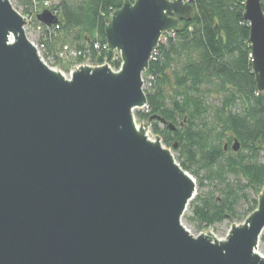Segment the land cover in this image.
I'll list each match as a JSON object with an SVG mask.
<instances>
[{"label":"water","instance_id":"obj_1","mask_svg":"<svg viewBox=\"0 0 264 264\" xmlns=\"http://www.w3.org/2000/svg\"><path fill=\"white\" fill-rule=\"evenodd\" d=\"M193 13L186 0H124L104 28L119 68L81 64L66 76L0 0V264H264V184L256 208L223 238L194 235L182 218L195 179L148 136V123H136L162 35ZM36 20L57 21L49 9ZM243 21L264 95L261 0H244Z\"/></svg>","mask_w":264,"mask_h":264},{"label":"trees","instance_id":"obj_2","mask_svg":"<svg viewBox=\"0 0 264 264\" xmlns=\"http://www.w3.org/2000/svg\"><path fill=\"white\" fill-rule=\"evenodd\" d=\"M186 1L193 16L162 35L143 75L146 107L134 113L151 123L195 179L198 193L188 205V219L208 228L242 221L257 206L264 184V95L251 69L244 0ZM20 2L33 17L44 59L60 68L85 60L119 68L120 57L108 49L104 28L124 0ZM261 5L264 12V0ZM43 9L56 23L36 20Z\"/></svg>","mask_w":264,"mask_h":264},{"label":"rangeland","instance_id":"obj_3","mask_svg":"<svg viewBox=\"0 0 264 264\" xmlns=\"http://www.w3.org/2000/svg\"><path fill=\"white\" fill-rule=\"evenodd\" d=\"M39 1H47L46 3L49 4V3H58L59 0H39ZM12 6L17 10L19 11L27 20V25L25 26V30H26V35L27 37L30 39V41H32L38 48V33L32 28V25H31V22H32V18L30 15L26 14L24 12V7H23V4H21L20 0H10ZM39 50V48H38ZM40 54H41V51L39 50ZM42 56V54H41ZM43 57V56H42ZM44 59V57H43ZM44 61L50 65L51 67L53 68H56L58 70H60L64 75L66 76H69V73L70 71L74 68V67H77L78 65H81V64H88V65H92V66H96V65H101V64H97V63H93L91 61H88V60H85L83 62H80L78 64H72L70 67L68 68H64V67H61L60 66H56L54 63H53V59L51 58H47V59H44ZM135 115V113H134ZM135 119H136V123L137 124H144V123H148V129H147V132H148V136L150 138H154V134H157L156 132H154L152 130V127H151V123L148 122L147 120L145 119H142V118H138L136 117L135 115ZM158 136H160L159 134H157ZM163 143V142H162ZM164 144V143H163ZM165 146V145H164ZM167 147V146H166ZM169 148V147H167ZM170 149V148H169ZM173 153V152H172ZM174 157L176 158V153H173ZM198 193V186H196V194ZM195 194V195H196ZM190 215V212H189V209L187 207L186 211L184 212V215H183V218H182V223L184 224V226L190 230L191 233H193L194 235L200 233V232H203V231H208V232H211L213 233V235L217 238H223L228 229L230 228V225L232 223H240L242 222L241 220L240 221H228V220H225L219 224H216L214 225L213 227H208V228H204V227H199L196 222H194L193 220H189L188 219V216ZM258 252L264 256V230L260 236V239H259V242H258Z\"/></svg>","mask_w":264,"mask_h":264},{"label":"built area","instance_id":"obj_4","mask_svg":"<svg viewBox=\"0 0 264 264\" xmlns=\"http://www.w3.org/2000/svg\"><path fill=\"white\" fill-rule=\"evenodd\" d=\"M114 53H115V54H118V53H117V52H115V51H114ZM118 55H119V54H118ZM108 65H109V64H108ZM72 70H73V69H72ZM70 72H71V71H70ZM144 108H145V107H144ZM144 108H142V109H144Z\"/></svg>","mask_w":264,"mask_h":264},{"label":"flooded vegetation","instance_id":"obj_5","mask_svg":"<svg viewBox=\"0 0 264 264\" xmlns=\"http://www.w3.org/2000/svg\"><path fill=\"white\" fill-rule=\"evenodd\" d=\"M161 123H164V122H161ZM160 125H164V124H160Z\"/></svg>","mask_w":264,"mask_h":264}]
</instances>
